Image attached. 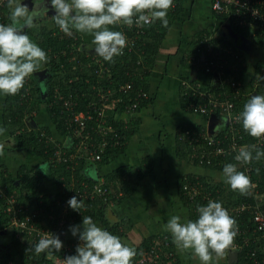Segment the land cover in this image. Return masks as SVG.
<instances>
[{"label":"trees","instance_id":"trees-1","mask_svg":"<svg viewBox=\"0 0 264 264\" xmlns=\"http://www.w3.org/2000/svg\"><path fill=\"white\" fill-rule=\"evenodd\" d=\"M187 0H178L175 7H172L168 11L167 19L169 21L168 27L165 28L162 22L157 20L151 25H145V32L140 34L141 36L137 40L135 47L125 52L120 56L114 57L112 66L114 67L113 77L120 78L122 81L130 80L133 83V88L130 91V95L136 92V89L143 88L149 92V97H142L141 102L137 107L136 112L127 118L121 111L123 105L119 104L117 110L119 112L117 118L109 117L110 110L107 112L109 122H113L120 132L122 133V144L114 146L108 144L105 149L101 152V158L96 161H90L86 157H77L70 160H59L57 152H71L74 151L75 145L78 141L72 131V128H68L66 123V116L61 111L62 107L60 103L50 106L49 101L52 99L54 93V86L58 83L64 87V90H74L75 88H81L84 90L91 91V82L96 79L95 74L86 72V69H80V66L75 64L74 61H70L71 54L63 55L61 53L62 48H66L68 51L77 44L82 46L83 54L89 51L94 45L88 46L85 39L79 32L73 30L72 35H67L62 32L57 25L41 24L40 26H33L29 29V32L35 36L38 45L47 53L48 62L47 65L49 71L48 83L51 85L47 96L39 92L38 89L33 86L36 83V77L30 76L29 81L26 80L24 88L17 95H8L4 105V120L6 123L11 124L12 135H14L15 145L25 150H32L41 156L47 163L46 168H35L31 171L30 166H25V169L19 176V181L12 177L9 173V169L5 166V163L0 155V180L2 185H7V189L10 192L15 193L21 200L23 205L28 204L31 210H39L40 207L43 209V214L38 215V219H43L50 211L58 213L64 209L65 202H68V195L73 191L75 181L85 180L91 185L103 180L104 186L108 188L107 194L96 195L93 199H85L84 197L75 194L79 200L84 201V208L81 211L73 210L69 206V213L76 216L75 222L66 226L58 234L60 240L64 238H71L67 235V231L70 226L74 225L79 221H83L84 216H91L93 221L100 220L104 225V228L112 234L117 233L120 229V222L111 223L107 217V206L110 204L121 202L132 193L138 186L141 179L152 172L153 164L150 157L144 159L143 165L139 167H132L129 165H123L118 167L113 172L111 178H96L89 175L85 170L90 171L91 168L101 163L110 162L118 154L123 152L124 148L128 144L131 136L137 132L140 127L142 117L140 113L144 107L150 105L154 101V96L151 94V83L150 76L155 67L157 56L160 51L162 42L166 37L167 33L171 29V26L175 19L184 8V3ZM0 12L3 17H10V9L7 6V2L4 6L0 7ZM217 14V13H216ZM221 22L226 20L225 14H217ZM4 18V19H5ZM9 21V20H8ZM8 21L4 24H8ZM233 28L239 33L246 36H250L256 50L264 52V35L257 34L251 35L248 28H241L232 24ZM111 30L120 31L119 25L110 26ZM206 34H213L207 30L198 31L193 38V42L197 49H204L206 40L204 39ZM216 44L222 43L226 46L233 47L237 52L241 54V60H238L231 54H227L228 69L226 74L223 75L222 79L215 76L214 72H205V59H203L201 52L198 50H190L184 56V60L190 63L191 70L197 73L206 74L208 78H211L208 82H201L198 77H194L192 74L188 75L187 79L193 86H198L200 90L207 91L210 93H217L219 91L231 90V75L235 74V77L241 80L250 81L253 83L256 79L259 84L253 88L257 91L258 95H264V56H256L254 59H249L244 49L240 48L233 40L227 36L216 35L212 39ZM192 55L195 58H192ZM251 62L253 68L250 66ZM237 66L236 68H234ZM130 71V74L127 71ZM89 77L90 81L86 82V78ZM70 78L72 81L70 82ZM103 84L107 83V79L100 77ZM32 83L31 93L27 92L26 86L28 83ZM60 82V83H59ZM185 86L182 84L181 103L187 110H191L190 104L193 101L204 100L200 93L194 94V87ZM253 87V86H252ZM34 89V90H33ZM247 84L245 85V91ZM249 89H247L248 91ZM38 92V93H37ZM128 95L127 98L130 96ZM251 98V93L245 92L238 99L236 109H242ZM88 97H83L81 104L84 107L87 103ZM41 102L46 103L45 108L51 116L52 121L55 124V129L50 126L38 125L32 123L31 119L34 118L36 112L35 107L39 106ZM121 105V106H120ZM40 107V106H39ZM91 123H97L92 120ZM191 128L200 130V126L197 124H189ZM189 125H186L183 130ZM201 125V124H200ZM21 126V129H19ZM242 130V123L240 124ZM19 129L20 131L17 132ZM55 130V131H54ZM227 127L222 126L218 134H224L227 131ZM57 137H52V134ZM179 132V130H178ZM177 132V133H178ZM217 133V132H216ZM96 136V133H94ZM255 138L250 136L244 131V138L241 142H246L247 145H252ZM258 149L264 151V144L257 145ZM178 152L184 156L187 160L194 164H199L204 167H209L223 171V167L228 163H236L235 159L227 157L225 161L214 163L200 162V159L193 154L192 145L185 139H178ZM255 155V153H254ZM253 178L257 179L264 191V157L259 161L253 160ZM244 165H238V170L243 171ZM24 168V167H23ZM46 176H50L54 183L58 186V190L51 192L47 189L45 184ZM200 178L206 184L207 188L212 191L214 201L221 202L222 205L229 206L234 205L236 202H240L242 199H248V192L245 195H241L239 191H233L223 179L215 180L213 178L195 174L186 173L179 176V189L181 195L190 206L192 220L198 219L197 207L205 205L209 200L201 195H198L194 200H191L185 193L183 185L187 180H194ZM74 181V182H73ZM73 182V184H72ZM74 187H78L74 186ZM0 214L3 217L4 224L0 226V262L7 263L9 259H13L17 264H46L52 261V258H48L49 253L60 254L59 251L49 250L44 253L37 255L34 251V246L29 245L27 241L22 240L20 237H16V232L8 230V218L4 211L3 200L0 198ZM237 224L242 230H247V235L250 236L248 243L243 242L241 234L238 235V240L242 246L239 250V257L234 264H252L253 259L249 257L248 251L256 248L258 256H264V231L254 230V222L252 219L251 209H246L240 215L234 217ZM2 227V228H1ZM11 231V232H10ZM3 232L8 235H4ZM4 238V239H2ZM153 236L145 238L138 246H134L137 250L136 259L141 251L148 248L153 240ZM76 249L74 254L76 255ZM51 255V254H50Z\"/></svg>","mask_w":264,"mask_h":264},{"label":"built area","instance_id":"built-area-1","mask_svg":"<svg viewBox=\"0 0 264 264\" xmlns=\"http://www.w3.org/2000/svg\"><path fill=\"white\" fill-rule=\"evenodd\" d=\"M178 0H173V7L176 6ZM7 0H0V7L4 6ZM212 9L217 14H225L226 22L235 24L241 28H248L251 35H264V0H212ZM5 19L0 12V23L4 24ZM120 31L127 37V46L123 49V53L131 51L137 44L140 34L145 32V26L139 27L135 23L128 26L122 22L118 24ZM214 34H206V45L204 49H197L201 52L205 59V72H214L219 79L223 78L228 69L227 54H231L238 60H241V54L233 47L226 46L222 43L216 44L212 39ZM61 53L65 56L71 54L70 61L80 66V69H86L88 72L95 74L96 79L91 82V91L81 88L74 90H64L61 84H56L52 99L49 105L60 103L62 112L66 116L68 128L72 131L78 141L74 151L57 152L59 160H70L77 157H86L90 161H96L101 158V152L108 144L114 146L122 144V133L113 122H109V117H118V106L123 105L122 113L129 118L133 115L142 97H149V92L143 88L136 89L133 95L130 91L133 88V83L130 80L122 81L120 78L113 77L114 67L112 62H107L95 54V51H86L83 54L81 44H75L70 51L62 48ZM192 58L195 56L192 55ZM237 70V66H235ZM130 74V71H127ZM100 77L106 78V84L101 82ZM31 77L27 78L29 81ZM231 90L219 91L210 93L200 90L198 86H193L185 79L183 85L194 87V94L200 93L204 100L193 101L190 104L192 111L201 114L215 113L221 117H228V121L223 124L226 133L218 134L210 132L205 127H200V130L187 127L181 128L177 133L178 139H185L193 148V154L196 155L200 162L214 163L215 161L223 162L227 157L235 159L240 147L247 145L246 142H241L244 138V130L240 124L242 123L237 117L243 111L236 109L238 99L245 92V80L231 75ZM72 78H70V82ZM90 78H86L89 82ZM30 83L26 86L29 93ZM259 84L256 79L253 82V88ZM130 95L128 98L127 96ZM88 97L84 107L81 104L83 97ZM121 106V105H120ZM110 113L107 115V112ZM95 120L97 123H91ZM20 131V130H18ZM96 133V136L95 134ZM254 143L257 145L264 144V137L255 138ZM238 163V162H236ZM243 171L249 175L252 181V186L248 191V199H242L234 205H223L233 217L240 215L246 209H251L252 219L254 222V230L264 231V191L261 189V183L253 178V165L246 164L243 166ZM0 180V198L3 200L4 211L8 218V230H14L16 237L27 241L29 245L39 242L40 238L47 234H55L72 224L76 220L74 214L69 213V204L65 202L64 209L58 213L50 211L43 219H38L39 214H43V209L31 210L28 204L23 205L18 196L7 189V185H2ZM74 182V181H73ZM72 182V184H73ZM78 187H74L77 186ZM73 191L68 195V201L75 194L84 197L85 199H93L96 195L107 194L108 188L104 186V181L100 180L93 185L85 180L75 181ZM183 189L191 200H194L198 195H201L208 200H213L212 191L207 188L204 181L200 178L187 180ZM207 204V203H206ZM203 205V206H206ZM247 230H242L238 225V235L241 234L243 242L248 243L250 236L247 235ZM238 235L235 238L234 244L228 250H240L242 244L238 240ZM63 247L60 254L53 255L49 253L48 258H52L50 263L46 264H63L64 259L74 254V250L81 244L79 237L64 238L61 240ZM51 254V255H50ZM248 255L253 259L252 264H264V256L259 257L256 248L248 251ZM0 264H17L13 259H9L7 263ZM133 264H181L175 247L168 236L153 239L148 248L141 251L140 255L134 259ZM227 264V263H223Z\"/></svg>","mask_w":264,"mask_h":264},{"label":"clouds","instance_id":"clouds-1","mask_svg":"<svg viewBox=\"0 0 264 264\" xmlns=\"http://www.w3.org/2000/svg\"><path fill=\"white\" fill-rule=\"evenodd\" d=\"M33 5L30 8L21 0H7L10 23H0V93L5 96L17 95L27 78L48 62L47 53L25 31L36 21L50 18L67 35L75 30L94 36L95 54L107 62H114V57L123 54L127 37L121 31L111 30L110 26L122 22L142 27L159 20L167 28V15L173 0H45L39 8ZM50 11L55 14L49 17ZM237 119L250 136L264 137V95L251 96ZM227 121L228 117H220L215 129L219 131ZM5 131L0 127V135ZM5 147L0 142V155L4 154ZM262 157L264 151L255 144L240 147L235 156L238 163L226 164L222 179L233 191L247 194L252 181L244 171L238 170V165L250 164ZM85 171L91 175L88 169ZM68 204L76 211L84 208V201L77 196H72ZM197 212L199 216L195 221H182L180 215L171 216L164 226L165 231L171 234L180 252H190L200 264H217L234 244L238 235L237 221L221 202L214 200H209L206 206H198ZM82 224V231L79 225L70 229L73 236H79L81 244L76 248L77 254L66 257L63 264H133L138 254L135 247L98 226L91 216H84ZM62 247L59 236L50 233L40 238L34 251L39 255L49 250L59 251Z\"/></svg>","mask_w":264,"mask_h":264},{"label":"crops","instance_id":"crops-1","mask_svg":"<svg viewBox=\"0 0 264 264\" xmlns=\"http://www.w3.org/2000/svg\"><path fill=\"white\" fill-rule=\"evenodd\" d=\"M49 13V17L55 14L54 12ZM43 20H47V22ZM6 21L10 23L9 17L8 19L5 18ZM41 22V24L50 26L55 24L50 18H44ZM225 23L226 21L221 22L213 11L212 0H187L184 3L183 10L173 22L158 53L155 67L150 76V88L154 101L142 109L140 113L142 120L139 129L131 136L123 152L110 162L98 164L90 169L93 177L111 178L114 175V170L118 167L123 165H129L131 168L134 166L139 167L143 165L147 156L150 157L153 164L152 172L143 177L136 189L126 196L123 201L107 206L109 221L111 223L120 222V229L114 235L121 237L131 247L138 246L145 238L151 236L154 239L168 236L172 241L171 234L165 231L164 226L173 215H180L182 221L192 220L190 206L184 201L179 189L180 175L195 173L215 180L222 179V171L194 164L178 152L177 132L189 124H197L210 131V125H213L215 129L217 124L220 123L221 116L216 115L215 119H212L211 114H201L185 109L181 103V94L183 80L193 73L190 63L184 60V56L190 50H197L193 42L194 35L200 30H207L213 33L214 36H222ZM25 31L37 43L35 36L29 32V29ZM80 34L87 45L92 47L94 36L86 33ZM246 37L251 40L250 36ZM88 48L89 51L93 52L95 45ZM240 48L245 50L249 59L264 56V52L256 50L252 41L246 42ZM250 66L253 68L252 62ZM48 67L47 63L42 65L41 70L46 71V76L43 79L38 72L32 74V76L35 75L36 83H38V85L34 84L33 86L37 89L39 87V92L45 96L51 88L48 83ZM192 75L198 77L201 82L211 80L206 74L200 72H194ZM246 84L247 89L251 91L253 83L250 79H247ZM31 89L32 83L30 84V93ZM6 99L7 96L0 93V127L6 129L5 133L0 135V142L6 145L4 154L1 156L5 166L9 169L10 175L19 181V176L25 166H30L31 171H34L35 168H46L47 163L32 150H25L15 145L11 124L6 123L4 120ZM45 104L41 102L40 107H35L34 118H29V120L31 119L32 123H37L40 126H50L55 129V124L46 110ZM19 127L21 129V126ZM215 131L217 130L215 129ZM53 136L57 137L55 132L52 134ZM45 184L51 192L58 190V186L50 176H46ZM3 221L0 214V226L4 224ZM94 222L104 228L100 220ZM76 225L81 227V231L83 230L82 221L72 226ZM72 226H70V229ZM70 229L67 231L69 237H79L78 235L73 236ZM3 234L7 235L4 232ZM172 244L177 251L181 264H200L199 259L194 258L190 252L182 253L176 248L173 241ZM229 251H226L225 256L219 259L217 264H234L237 261H229Z\"/></svg>","mask_w":264,"mask_h":264},{"label":"water","instance_id":"water-1","mask_svg":"<svg viewBox=\"0 0 264 264\" xmlns=\"http://www.w3.org/2000/svg\"><path fill=\"white\" fill-rule=\"evenodd\" d=\"M21 2H26L30 8L34 7L33 4H35L39 8V7L43 6L45 0H21ZM50 12L52 13L54 11H50ZM222 34H223V36L229 37L231 40H233L240 47H243L244 44L248 41L251 42V40H249L244 34H241L237 30H235V28H233V26L230 22H226L224 24ZM253 95H258L256 90L251 92V96H253ZM215 117H216V114L212 113L211 118L215 119ZM210 132H216L213 125H210ZM238 257H239V251L238 250H230L229 251V261L230 262L237 260Z\"/></svg>","mask_w":264,"mask_h":264},{"label":"rangeland","instance_id":"rangeland-1","mask_svg":"<svg viewBox=\"0 0 264 264\" xmlns=\"http://www.w3.org/2000/svg\"><path fill=\"white\" fill-rule=\"evenodd\" d=\"M42 20H38V21H36L35 23H34V26H40L41 25V22ZM44 21V20H43ZM44 22H47V20H45ZM45 70H41L40 69V71H38V73H40L41 75H42V79L43 78H45V76H46V74H45ZM38 77V76H37ZM2 235V233L0 232V236Z\"/></svg>","mask_w":264,"mask_h":264},{"label":"flooded vegetation","instance_id":"flooded-vegetation-1","mask_svg":"<svg viewBox=\"0 0 264 264\" xmlns=\"http://www.w3.org/2000/svg\"><path fill=\"white\" fill-rule=\"evenodd\" d=\"M50 14V13H49Z\"/></svg>","mask_w":264,"mask_h":264}]
</instances>
